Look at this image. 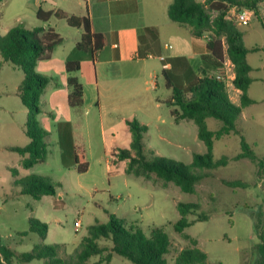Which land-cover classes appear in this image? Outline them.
Here are the masks:
<instances>
[{"label": "rangeland", "instance_id": "obj_1", "mask_svg": "<svg viewBox=\"0 0 264 264\" xmlns=\"http://www.w3.org/2000/svg\"><path fill=\"white\" fill-rule=\"evenodd\" d=\"M40 6L46 10L50 4L42 1ZM38 9L36 0H3L0 3V34L4 35L13 27L32 30L42 25L36 17ZM260 11L264 21V3L260 5ZM247 15L246 23H239L229 13L225 18L244 32L245 47L264 48L263 27L252 12L248 11ZM58 32L64 37L73 34L74 29L59 27ZM70 50H75L72 41L59 47L50 59L38 61L33 70L34 74L44 75L50 80L40 99L41 112L35 115L40 127L49 135L45 162L31 169H23L20 156L7 149L8 146L23 147L28 142L24 134L28 110L18 96L24 72L3 62L0 56V246L12 252V263L44 264V261L36 260L23 262L21 254L34 247L54 244L61 246L58 255L67 258L76 251L90 226L106 224L114 216L126 228L141 230L147 236L154 228H160L167 234L170 241L165 255L167 264H175L182 250L194 247L207 255L209 263L264 264V253L256 248L261 243L260 234L264 236V50L247 55L252 68L248 96L255 103L242 109L237 123L257 161L230 160L225 167L206 171L207 176L195 186L192 194L182 192L154 174L147 177L128 175L125 173L126 161L106 168L110 150L130 149L132 135L127 131V123L120 122L119 117L131 113L128 107L143 105L150 96L122 88L119 92H102L101 110L86 104L70 107L68 96L71 89L64 66V59L71 57ZM72 74L81 83H95L89 62L82 64L81 71ZM170 94L151 92V97L158 101L166 100ZM227 94L231 103L239 105L241 95L235 88L229 87ZM157 104L156 108L147 104V114L138 113L128 120H141L149 125L143 134L146 158L156 157L190 165L194 155L206 153L204 143L197 137L196 125L185 121L176 126L165 103ZM156 115L163 116L167 123L163 125L157 121ZM65 123H74L79 128H76L78 141L84 145L88 162V170L83 174L76 172L70 158L65 157V162L60 155L58 130ZM219 126L220 122L214 119L207 121L209 130H216ZM166 135L169 142L160 139ZM239 152L240 138L235 134L214 141V159L233 157ZM114 161L112 159L110 163ZM258 162L263 163L261 169ZM29 175L45 177L55 186L58 184L56 195L35 200L21 194V186L16 182ZM225 182L242 185L232 187ZM179 203L199 206L196 213L187 216L191 226L181 234L173 227L181 217L177 208ZM200 215L206 219L198 221ZM30 219L47 226L45 238L28 231ZM75 220L81 223L77 232L73 228ZM24 232L26 234L22 236ZM98 244L107 251L100 257H92L86 264H131L110 252V241L101 239ZM108 254L111 255L110 260L106 258Z\"/></svg>", "mask_w": 264, "mask_h": 264}, {"label": "trees", "instance_id": "obj_2", "mask_svg": "<svg viewBox=\"0 0 264 264\" xmlns=\"http://www.w3.org/2000/svg\"><path fill=\"white\" fill-rule=\"evenodd\" d=\"M3 0H0V3ZM264 0H173L168 7L169 19L177 24L187 25L192 34L200 38L207 35L206 50L201 56L200 75L197 84L191 90V97L186 98L182 89V79L175 74L163 71L167 88L172 91V98L166 104L171 109L170 113L175 122L180 120L192 121L197 127V137L205 147L206 153L194 155L192 163L186 165L173 160L152 157L147 159L144 154L143 134L146 126L138 121H128L127 125L132 135L130 149H119L115 154L114 163L126 161L125 173L135 177H147L154 174L165 183H172L182 192L192 194L195 186L206 176V171L216 170L228 165L230 160L248 159L257 161L255 153L246 142L237 127L243 108L254 104L255 101L248 96V88L252 82L251 66L247 62V55L264 48L244 46V32L239 30L225 17L231 9L250 11L264 29L260 5ZM215 13V15H212ZM36 17L42 24H47L51 18L66 20L69 27L81 29L82 35L75 48L81 52H89L92 56L104 45L101 34L94 33L87 16L66 15L61 11H44L39 8ZM224 41V42H223ZM63 42V38L52 27L38 26L32 30L19 27L9 29L4 35L0 34V56L3 62H8L24 72V79L19 87L18 96L22 105L28 110L25 124V135L29 143L25 147H12L10 151L22 157L20 165L24 169L44 163L46 160L47 133L40 127L35 115L41 112L40 99L49 84V78L36 75L33 70L38 61L51 58L55 49ZM224 43L226 44L224 49ZM225 56L234 65L235 78L233 87L241 92L239 105H234L229 100L225 83L216 79L217 72L225 60ZM78 61L65 63V71L78 72ZM67 84L71 89L68 96V105L72 108L81 107L83 103V86L75 77H69ZM214 119L220 122L216 130H209L207 121ZM59 145L63 151V161L70 158L76 172L83 174L88 170V162L81 147L73 142L71 125L65 123L59 127ZM235 134L240 138V152L233 157H213L215 140L224 136ZM259 168L263 167L262 162ZM201 170V171H199ZM196 171V172H195ZM229 186L242 185L238 182H225ZM21 186L20 193L40 200L43 196H55L56 187L48 178L29 175L16 182ZM180 219L174 224V230L182 233L191 226L187 220L189 214L199 210L197 204L179 203L177 205ZM200 215L198 221L205 220ZM29 232L36 233L41 238L46 237L47 226L36 219L29 220ZM26 232L21 233L24 236ZM261 243L256 247L264 253V236L260 234ZM111 242L110 252L131 264H167L165 255L169 251L170 241L160 228H154L149 236L141 230H132L124 226L114 216L106 224L93 225L88 228L87 235L72 255L61 258L58 255L60 245L34 247L30 252L21 254V261H44V264H86L94 256H102L107 249L98 244V240ZM2 262L0 264H13L12 252L0 246ZM111 255L106 256L110 260ZM264 258V255H263ZM99 264V263H97ZM175 264H220L209 263L207 255L197 247L182 250L175 259Z\"/></svg>", "mask_w": 264, "mask_h": 264}, {"label": "crops", "instance_id": "obj_3", "mask_svg": "<svg viewBox=\"0 0 264 264\" xmlns=\"http://www.w3.org/2000/svg\"><path fill=\"white\" fill-rule=\"evenodd\" d=\"M42 1L50 4V7L44 11H61L66 15L87 16L92 31L103 36V47L92 56L89 52H81L75 48L76 43L81 38L82 30L69 27L66 20L51 18L47 24L40 25L54 28L63 38V42L59 47L72 41L75 50L74 52H72L73 50L69 51L71 57L67 56L64 59V66L68 61H78L80 64L79 71H81L83 63H91L95 83L91 85L80 82L83 86L82 106L85 104L94 105L98 110H101L100 97L103 96L102 92H119L122 88H131L133 91L146 93V96H150V98L143 105L141 104L136 108L128 107L131 113L121 115L119 117L120 122L127 123L132 118L131 116H136L138 113L147 114L148 112L145 110L147 104H152L156 108L158 107L157 102L165 103L176 126L181 125V122L189 121H174L170 113L171 109L166 104L172 98V91L166 86L163 71L178 75L182 79V89L185 97L190 98L192 88L197 84L198 78L201 77V56L207 52V35L197 38L192 34L189 26L174 23L169 19L167 11L173 0H36L38 8H41L40 3ZM64 25L74 29L73 34H67L63 37L58 32V28L65 27ZM160 58H163V60ZM69 77L77 78L72 73L67 75V80ZM235 91L241 95V92L236 88ZM151 92H171V94L168 99L158 101L156 98L151 97ZM156 119L162 122L163 125L167 123L161 115H156ZM139 123L146 126L148 130L149 125L147 122L140 120ZM70 125L73 142L77 147L83 149L87 161L84 145L78 141L79 133H77V130L79 128L74 123ZM102 126L105 128L104 125ZM113 126L114 123L110 124L108 128L110 129ZM126 128L130 132L127 124ZM48 135L45 139L46 146ZM160 139L169 142L167 135L160 136ZM58 146L62 156L63 151L59 141ZM117 151L118 149L109 151L110 159L107 162L110 165H106L107 169H110L111 165L117 166V163H110L112 159L115 160L114 154ZM21 159L20 156V162Z\"/></svg>", "mask_w": 264, "mask_h": 264}, {"label": "built area", "instance_id": "obj_4", "mask_svg": "<svg viewBox=\"0 0 264 264\" xmlns=\"http://www.w3.org/2000/svg\"><path fill=\"white\" fill-rule=\"evenodd\" d=\"M228 13L231 16H233L239 23L248 22V15H247L248 11L231 9ZM160 59L163 60V58ZM214 75L217 80L225 83V87L227 89L229 87H233V80L235 78L234 65L227 58V56H225L223 66L217 72H215ZM80 227H81L80 221L75 220L73 224L74 231L77 232L80 229Z\"/></svg>", "mask_w": 264, "mask_h": 264}]
</instances>
